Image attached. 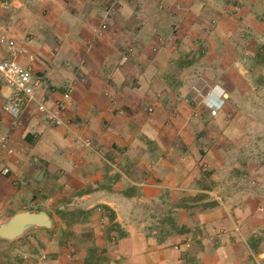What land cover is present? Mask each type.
Segmentation results:
<instances>
[{"label":"crops","instance_id":"1","mask_svg":"<svg viewBox=\"0 0 264 264\" xmlns=\"http://www.w3.org/2000/svg\"><path fill=\"white\" fill-rule=\"evenodd\" d=\"M103 1L0 0V38L26 48L28 55L19 62L55 88L39 92L37 101L54 111L66 83L73 87L63 126L38 113L36 102L14 122L2 111L11 91L0 77V219L43 215L45 221L24 223L20 230L47 228L40 247L45 245L49 264L246 263L252 234L245 227L259 225L247 221L245 203L225 195L214 208L199 212L193 202L198 195L218 194L199 187L203 176L194 168L198 152L189 105L193 84L207 85L196 97L202 100L212 89L210 81L189 69L176 72L172 62L185 46L162 38L176 25L186 45L183 33L203 29L209 17L225 27L232 22L231 10L245 19L264 10V0H109L112 9L121 3L128 11L117 21L113 13L104 17ZM232 2L241 5L231 8ZM133 20L142 21L137 35L150 37L145 46L125 43L136 36ZM108 21L109 30H103ZM233 32L231 24L219 39L226 43ZM124 46L136 53L121 55ZM6 55L0 45V57ZM66 62L78 73H66ZM224 94L230 97V91ZM25 242L31 253L38 247L31 238ZM12 246L32 264L30 252L19 243ZM10 255L0 252V264H8Z\"/></svg>","mask_w":264,"mask_h":264},{"label":"rangeland","instance_id":"2","mask_svg":"<svg viewBox=\"0 0 264 264\" xmlns=\"http://www.w3.org/2000/svg\"><path fill=\"white\" fill-rule=\"evenodd\" d=\"M110 4L109 0H105L101 4L103 15H106L104 17H107V19L113 13L114 16H117V21L120 20L123 13L128 12L124 4H115L113 9ZM240 5L237 2L230 3L231 8L234 6L240 7ZM179 13L174 15L177 16ZM233 14L234 9L230 11V14H227L229 18H233L232 22L221 28H218V22L216 24L212 23L213 16L209 19L206 17L207 20L203 21L206 23L203 25V29L195 27L192 30L189 29V33H183L187 37L186 45L182 41V35H178V30H175L176 25H172V34L162 39L165 43H172L174 46L176 44L177 46H185L180 51V57L174 58L172 62L175 65L176 72L189 69L192 74L196 75L197 79L207 78L214 91L218 87L222 88L225 93L230 91V97H224L223 99L222 108L216 114H212L210 104L206 102V99L196 100L198 93L202 92L207 85L205 86L202 83L193 84L195 85V95L194 97L190 96L194 99L191 100L189 105L194 110L191 117L194 121L193 143L194 149L198 152V161L194 168L203 176L199 187L218 193L217 197L212 194L198 195L193 198V202H198L199 212L214 208L222 202L221 199H224L225 195L237 205L245 203L247 213L244 212V214L247 221H252V225L257 224L259 226L249 231V228L245 227L246 234H252L248 240V248H250L251 253L247 254V262H241V264H264V256L258 254L260 251L264 252V10L251 11L245 19ZM104 17L102 18L101 15L100 20H106ZM107 23L106 28L108 31L110 21ZM118 23L117 26L121 30L122 21H118ZM102 24H105V22ZM231 24L234 27V32L227 40L225 38L226 43H224V40L219 38L223 32L230 28ZM141 27H143L142 21L133 20L131 29L134 30L136 36L128 38L125 43L130 42L131 44L136 43L137 46H145L150 37L137 35L141 31ZM216 29L218 34H216ZM210 36L212 38L208 39ZM32 37L28 35L25 38L31 40ZM118 37L119 40L127 38L121 35ZM169 38H171V41L168 40ZM126 47L124 46L121 49V55L128 56L136 53L133 50H125ZM191 48L194 51L197 49V52L194 53ZM129 57L131 58V56ZM229 66H231L230 71L228 70ZM65 68L66 73L69 70L72 73H78V68L69 66L68 62H66ZM174 69L173 72H175ZM234 71L241 77L239 82ZM41 76L37 73L35 76L42 81V86L39 88L37 95L44 89H55L50 88L47 82L44 83L45 79ZM221 78L223 79L221 80ZM68 85L66 83V92L71 89L72 94L73 87ZM187 92L184 93V96L187 95ZM60 93H63V90ZM44 102L46 103V101ZM31 105L32 103L24 108L22 116ZM12 120L15 119L12 118ZM182 148L184 151L188 150L186 146ZM209 153L213 154L210 160L207 159ZM5 171H2L5 175L9 173ZM215 175L221 176L216 178ZM206 197L211 201L203 204L202 201ZM26 214L29 213H21L5 221L0 219V252L9 251L11 253L8 257V264H30L26 262L23 255L19 258L15 254L16 251L12 245L13 243H19L24 248V252H30L32 247L29 242L26 243L25 241L31 238L33 247L34 245L38 246L37 248L34 247L32 253L30 252L31 263L49 264V254L45 251V245L42 244V247H40L41 242H45L41 235L45 234L44 231L47 228L20 230L16 219ZM56 229H54V233H51V237L54 236Z\"/></svg>","mask_w":264,"mask_h":264},{"label":"built area","instance_id":"3","mask_svg":"<svg viewBox=\"0 0 264 264\" xmlns=\"http://www.w3.org/2000/svg\"><path fill=\"white\" fill-rule=\"evenodd\" d=\"M102 29L105 30L106 25H103ZM0 45L4 46L7 51L6 56L0 57V77L3 85L11 91L10 96L2 106V111L18 121L22 117L24 108L36 102L38 113L46 114L55 126H63V115L66 111V105L70 101L71 89L64 93L55 110L50 111L44 101H37L36 99L37 92L42 86L41 79L35 77L30 66H24L19 62V57L28 55L26 48L19 47L15 41L6 37L0 38ZM28 58L30 62L34 61L32 56H28ZM208 97L212 98L206 100L210 104L211 113L216 114L224 104V91L219 89V93L216 94L214 89H210ZM214 98L216 100H213ZM84 144L90 147L92 142L87 140ZM1 147L4 149L7 147L5 141L1 142Z\"/></svg>","mask_w":264,"mask_h":264},{"label":"water","instance_id":"4","mask_svg":"<svg viewBox=\"0 0 264 264\" xmlns=\"http://www.w3.org/2000/svg\"><path fill=\"white\" fill-rule=\"evenodd\" d=\"M227 96V95H226ZM40 218L38 219L37 216H35L34 214H26V215H22V216H19L17 217V223H18V226L21 227L22 224H28V225H31V224H34V223H37V222H43L45 221V217L43 215L39 216Z\"/></svg>","mask_w":264,"mask_h":264},{"label":"bare ground","instance_id":"5","mask_svg":"<svg viewBox=\"0 0 264 264\" xmlns=\"http://www.w3.org/2000/svg\"><path fill=\"white\" fill-rule=\"evenodd\" d=\"M205 99H206V100H208V99H209V97H207V98H205ZM205 99H204V100H205ZM204 100H203V101H204ZM37 218L39 219V217H37Z\"/></svg>","mask_w":264,"mask_h":264}]
</instances>
